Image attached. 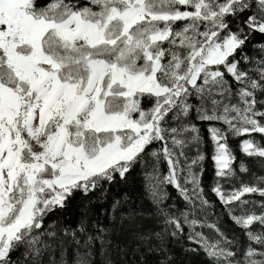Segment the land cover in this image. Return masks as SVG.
Returning <instances> with one entry per match:
<instances>
[{
  "label": "snow or ice",
  "instance_id": "snow-or-ice-1",
  "mask_svg": "<svg viewBox=\"0 0 264 264\" xmlns=\"http://www.w3.org/2000/svg\"><path fill=\"white\" fill-rule=\"evenodd\" d=\"M0 264H264V0H0Z\"/></svg>",
  "mask_w": 264,
  "mask_h": 264
},
{
  "label": "trees",
  "instance_id": "trees-1",
  "mask_svg": "<svg viewBox=\"0 0 264 264\" xmlns=\"http://www.w3.org/2000/svg\"><path fill=\"white\" fill-rule=\"evenodd\" d=\"M233 144L235 145L236 144V141H233ZM237 152H238V149H237Z\"/></svg>",
  "mask_w": 264,
  "mask_h": 264
}]
</instances>
